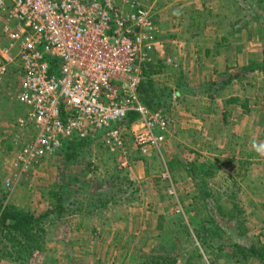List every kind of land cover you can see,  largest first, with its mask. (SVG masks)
<instances>
[{
    "label": "rangeland",
    "instance_id": "374dc122",
    "mask_svg": "<svg viewBox=\"0 0 264 264\" xmlns=\"http://www.w3.org/2000/svg\"><path fill=\"white\" fill-rule=\"evenodd\" d=\"M145 1L157 23L160 15L156 8L162 1ZM216 1L224 5L232 3L228 0ZM245 1L251 3L252 0H238V6L232 3L226 9V17L237 15L241 4L246 8ZM213 3L202 15L201 21L188 28L189 37L179 38V41L187 42L188 52H195L194 56L188 57L191 60L188 64L193 69L209 64L211 59L204 56L207 49L220 46L218 37H212L217 35L213 26L219 30L226 24L230 25L221 21L224 9L219 8L218 2ZM191 6L198 5L194 1ZM261 12L264 15V9ZM253 13L258 14L252 7L248 14H244L245 29L243 35H239L241 40H245L247 51L235 56L233 61L236 66L226 67L223 72L216 71L215 67L212 70H189L184 62L186 57L178 53V47L166 43L172 40L169 37L159 38L166 45V53L179 66L173 69L162 62L160 73L152 77L157 90L156 101L162 108L151 112L161 113L166 119V142L159 151L142 156L133 141L128 139L126 146L130 150L128 158L131 165L128 169L119 168L117 156L111 157L100 140H90L89 143H78L82 145H76L75 149L71 147L68 151H58L35 173L24 174L14 181L9 166L4 163L12 157L15 140H19L16 142L19 146L24 144L26 137L16 119L25 112L13 102L0 103V206H15L14 197L18 188L27 190L25 193L28 194L35 191L33 194L40 197L38 207L44 205L39 217L33 214L46 231L40 241L42 252L29 259L22 251L26 259L22 258L16 264H143L147 262V256L163 255L164 250L171 257L178 258L177 264H185L195 251L201 254L202 259H195L194 264H263L256 258L228 257L233 254L228 248L233 244L264 248V72L242 69L243 64L246 68L248 62L260 63L263 59L260 50L264 51V23L250 24L249 17L256 21ZM179 19L183 20L182 16ZM206 27L211 30L207 31L206 37L218 42H206L202 46L194 35L204 33ZM250 35L252 39L248 38ZM232 41L226 44L227 49L237 45L236 40ZM257 48L260 49L258 56L249 53V50L256 52ZM174 49L181 54L180 57L175 55ZM229 79L228 85H220ZM210 87L219 90L215 101L211 100L213 92L209 91ZM231 98H239L240 103L236 106L227 104ZM204 108H211L212 114H219L208 116L204 124L199 118ZM195 123L198 127L194 126ZM194 129L197 131H192ZM207 162L215 163L218 171L214 178L207 179L206 192L211 194V198L206 202L185 166L187 163ZM162 176L169 177L171 181L162 180ZM9 178L12 179L10 185L7 184ZM171 185L175 188V197L168 196ZM50 188H55L58 193L54 200L57 204V200L67 204L62 217H58L57 212L48 215L51 210L47 211L44 197L48 196ZM77 198H84L87 205L82 206ZM93 207L106 210L103 215H109L110 229L99 230L98 236L100 232L102 236L96 237L97 243L83 247V259L76 260V257H69L67 248L60 243L80 222L71 218L72 212L79 210L83 213V210H92ZM180 207L182 211L177 212ZM24 211L32 214L29 210ZM160 216L163 218V230L159 231ZM97 218L101 219V224H97L103 226L104 219ZM91 222L97 221L91 219ZM200 229L204 237L197 234ZM106 231L109 238L103 244ZM7 232L0 231V264H15L9 256L12 243L4 236ZM52 245L56 255H51ZM12 252L14 257L18 256L15 251Z\"/></svg>",
    "mask_w": 264,
    "mask_h": 264
},
{
    "label": "built area",
    "instance_id": "2783aa9c",
    "mask_svg": "<svg viewBox=\"0 0 264 264\" xmlns=\"http://www.w3.org/2000/svg\"><path fill=\"white\" fill-rule=\"evenodd\" d=\"M158 34L143 0H0V103L26 108L18 125L31 133L4 163L11 178L76 139L100 140L120 169L131 166L128 139L142 156L159 151L168 123L140 87L149 65L179 66ZM131 113L139 119L120 126ZM167 193L175 197L174 186Z\"/></svg>",
    "mask_w": 264,
    "mask_h": 264
},
{
    "label": "crops",
    "instance_id": "0c3cea01",
    "mask_svg": "<svg viewBox=\"0 0 264 264\" xmlns=\"http://www.w3.org/2000/svg\"><path fill=\"white\" fill-rule=\"evenodd\" d=\"M161 1L162 2L160 3V5L156 8L157 14L159 13V15H160V19H156L157 20L156 24L159 28L158 38L164 39L166 37H169L172 41L166 42V43L178 47V53L181 52L182 56L186 57V60H184V62H186V65H188V69L191 71H193V70L198 71L201 69L202 70H206V69L212 70V68L214 69V67H215L216 71L219 70V72H223L226 70V67L236 66V64L234 63L235 61H233V58L235 56L236 57L240 56V54L247 51V49L244 47L245 46L244 45L245 40L244 39L241 40V38H239V35L242 36L244 29H245V24H244L245 15L244 14H248V11L253 7L257 10L258 14H256V13L252 14V16L254 17V19L256 21H254L251 17H249V19H251L250 24H252L254 22L255 23H260V22L264 23V15H262V12H261V10L264 9V1L261 2V0H252L251 3H249V1H247V2L245 1L244 3H246L245 5H247L246 8L244 7V4H241L240 8H239V13L237 15L235 14L234 16H232L230 14V16H228V17H226V9L228 10L229 7L232 5V3H237L236 5L238 6L239 5V3L237 2L238 0L237 1L236 0H228L232 3L227 4V5H224L223 2L220 3L219 1H216V0H192V2H187L188 0H168V1L161 0ZM178 1H179V3H178ZM194 1H195V3H197L198 6H191V4L194 3ZM169 2H171V3H169ZM213 2H218L219 8L222 11H223V9L225 11L221 15L222 16L221 21H227L230 23V25L226 24L225 27H220L219 30H218L217 26H213V29H215L214 31L217 32V35L213 34L212 37H214L215 39L218 37V39L220 40V46L218 45V48H217L216 46L211 47L209 45L210 47L207 49V51H209V54H207V52H206L204 54V56H205V59L209 58V59H211V61L210 62L208 61L209 64H207L206 66H203L201 68L195 67L193 69V67L188 64L191 61L190 58L188 59V57H189V55L194 56L193 53H195V52H193V53L191 51L188 52L186 50L187 49L186 46H188L187 42H183L181 40L179 41V38H181V37L185 38L186 36H188V34H187L188 28H190L191 26H196L195 24H197L199 21H201L202 15H205L204 12H206V10L208 11L210 9L209 8L210 6H213V4H214ZM143 3L145 5H147L145 0H143ZM252 4H253V6H252ZM179 9L180 10L182 9L183 12H180ZM198 9H201V10H198ZM180 16H182L183 20L179 19ZM178 25H180V26H178ZM207 31H211V30H207V27H206V31L204 33H201L199 35H194V36L198 37L197 43L199 41V44L202 46L205 45L206 42H212L214 44H215V42H218L217 40L206 37ZM164 33L167 35H164ZM263 33L264 32H262V34ZM168 35H170V36H168ZM191 37L196 38L193 36H191ZM248 38L252 39V36L250 35ZM208 39H209V41H208ZM258 39H259V37H258ZM232 40H236L237 45L235 44V46L228 47V49H227L226 44L232 43L233 42ZM237 40H241V41L237 42ZM197 43H196V45H197ZM259 50H260L259 48L256 49V52H255V50H249V53H251V55L258 56ZM260 51H261L260 56H263L264 51L263 50H260ZM181 54H177V52L175 50V55H178V57H180ZM212 55H215L213 57V59L211 58ZM248 64L250 65V62H248ZM249 65H247V66H249ZM244 67L245 66L243 64L242 69H244ZM201 73H202V71H201ZM236 97H241V96H236ZM223 99H224V97H223ZM14 104H16V103H14ZM229 105H231V104H229ZM16 106L20 107L26 114V112H27L26 108H23L17 104H16ZM235 106H236V104H235ZM216 113H213V114L217 116V114H219V113H217V114ZM25 114L21 115V117L24 116ZM213 114H212L211 108H204L202 110L201 114L199 115L200 116L199 118L201 119L202 123H204L203 121L207 122L206 118L208 116L211 117V115H213ZM19 118H20V116L17 117L16 123H18ZM223 119H224V117H223ZM206 125H207V123H206ZM194 126H197V124L195 123ZM1 127H3V124ZM14 129L16 130V127ZM192 131H197V129L196 130L194 129ZM204 132H205V129H204ZM22 133H23V131H22ZM198 133H200V132H198ZM30 134H28V135L24 134L26 138L23 141V143L28 142V140L30 139ZM16 142H19V140H15V142H14L15 146L13 145L15 148L13 149L12 157L7 158L8 162L10 161V159H12L14 157L16 150L19 146V143L17 144ZM10 147H12V146H10ZM50 190H51V188L48 190V192H50ZM25 191H27V190H25ZM25 191H23L22 189H19V188L16 190L15 197H14V205L17 206L18 208L23 209V210H29L36 217H39L38 215H39V213H41L40 210L44 209V205L38 207V202H39L40 197L38 198V195L33 194V193H35V191L29 192V194L25 193ZM91 195H94V194H91ZM44 198H45L44 200H47V208H46L47 211L51 210V206H50V202L48 200V196L46 195V197H44ZM83 199L84 198H80V199L77 198V201L81 202L82 206H85L87 204H86V202H84L85 200H83ZM90 205H92V204H90ZM64 206L67 207V204H64ZM93 208L94 209H92V210H83V213H81L79 210L72 212L71 218H77L80 222H78L79 224H77L73 228V230L71 229V233H70L69 237L67 239L65 237V241H62L60 243V245H62L65 249L67 248L66 250L68 252V255L70 254L69 257H73V258L76 257L75 258L76 260L81 261L83 259V254H82L83 247L84 248H86L85 246L90 247V246L94 245L95 243H97L96 237L100 238V236H102V232H100V234H99L100 236H98L99 230L110 229L109 225H108V223L111 222L109 219V215H107V217L103 215L106 213V210H103L99 207H93ZM45 212L43 214H45ZM86 216H88V217L86 218ZM96 216L104 219L103 220L104 222L102 223L103 226L100 225L101 222L99 220H101V219L99 218V220H98V218ZM91 219H93L94 221H97V222L96 223L91 222ZM97 223H100V224H97ZM104 235L105 236H104L103 244H105L106 243L105 240L109 238V232L106 231L104 233ZM47 245H49V244H47ZM53 245H54V243H53ZM53 245L51 247L49 246L50 249L52 250L51 255H56L55 249L52 248ZM3 262H5V261H3Z\"/></svg>",
    "mask_w": 264,
    "mask_h": 264
},
{
    "label": "trees",
    "instance_id": "16d2710c",
    "mask_svg": "<svg viewBox=\"0 0 264 264\" xmlns=\"http://www.w3.org/2000/svg\"><path fill=\"white\" fill-rule=\"evenodd\" d=\"M207 54H209V51H206ZM162 61H159L157 64H151L148 66L147 70L144 72V80L140 87V97L141 101L144 103V105L151 111H159L161 107L160 104L157 103L156 97H157V90L154 89L153 86V80L152 77L160 73V69L162 68L161 63ZM261 70L264 72V52H263V59L261 62L256 63L254 61H250V65L244 68L245 71H255ZM231 79L223 81L220 85H228L230 83ZM216 85V84H215ZM204 87V86H203ZM209 90V89H208ZM213 93H211L210 97L211 100L215 101L219 97V90H215L214 88L210 87V90ZM240 100L239 98H231L227 101V104H239ZM243 107H246L244 105ZM139 119V116L135 113H131L127 116L126 119L123 120V122L120 123V126H125L127 128H130L137 120ZM125 138H127L125 136ZM90 140H74L70 143H65L63 146V150H70V148H76V145H82L85 143H89ZM82 143V144H78ZM61 149V150H62ZM110 156L112 157L113 154L110 153ZM186 172L191 177L197 191L200 192V196L202 197V200L206 201L211 198V194L206 192V187L208 185L207 179H212L216 176V173L218 171V167L215 163L207 162V163H187L185 166ZM205 189V190H204ZM58 196V193L55 191V188L51 189L48 194V200L50 202L51 211H49L48 215L54 214V212H57L58 217H62V214L65 212L66 208L64 206L65 203L61 200H57L58 204L56 203L55 198ZM162 216L159 217V225L157 229L163 230L162 225ZM196 221V220H195ZM0 231H8L7 234L4 236L10 238V242L12 243L9 256L12 257L13 263H18L19 261L23 259H26L22 254V251L27 254V258H32L36 253L42 252V244H40L41 239H44V235L46 233L45 229L40 225V221L38 218H36L33 214L28 213L24 211L23 209L17 208L16 206L12 205H4L2 204L0 206ZM206 232V231H205ZM186 233L188 234V237H191L190 232L186 230ZM197 234L199 237H204L205 234L201 232V229L197 231ZM12 240H16L12 242ZM17 245L19 248L17 249L15 246ZM5 248V247H4ZM231 249V253L233 254L231 256H228L229 258H236L240 256L243 259L248 258H256L260 263L264 264V248H256V246H251L249 248H246L244 246H241L239 244H233L228 247ZM6 250V248H5ZM15 251L17 253V257L13 256V252ZM161 254H156L151 257L147 256L148 259L147 262L143 264H177L178 258L171 257L168 253H166V250H164ZM169 255V256H168ZM230 255V254H229ZM2 255L1 257H3ZM201 260V254L197 251L194 252V254L190 255V257L185 261V264H194V260Z\"/></svg>",
    "mask_w": 264,
    "mask_h": 264
}]
</instances>
